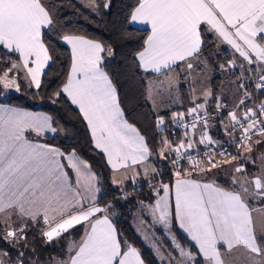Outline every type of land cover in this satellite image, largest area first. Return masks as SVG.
Masks as SVG:
<instances>
[{
    "label": "snow or ice",
    "instance_id": "1",
    "mask_svg": "<svg viewBox=\"0 0 264 264\" xmlns=\"http://www.w3.org/2000/svg\"><path fill=\"white\" fill-rule=\"evenodd\" d=\"M0 264H264V0H0Z\"/></svg>",
    "mask_w": 264,
    "mask_h": 264
},
{
    "label": "trees",
    "instance_id": "2",
    "mask_svg": "<svg viewBox=\"0 0 264 264\" xmlns=\"http://www.w3.org/2000/svg\"><path fill=\"white\" fill-rule=\"evenodd\" d=\"M88 32L89 34H104L103 33V26H99V27H92V26H88ZM224 53L225 54H228V52L224 49ZM216 82L218 83L219 82V79L217 78ZM15 96V94H13ZM19 102H22L24 103L26 106H29L31 107L33 110H44V111H54V109L52 108V106L50 104H47V103H44V104H41V103H38V102H32V101H27V100H24V98H20V101ZM63 113L61 112V115ZM76 128L77 130L79 131V135L76 137L75 140H68V141H65L66 144H75L76 141L78 140L79 141V145L78 146H83V143H84V130L83 128L80 127L79 124H76ZM213 134L216 135V130L214 129L213 130ZM220 139H224L223 135L220 134L219 136ZM83 155L85 157H90L91 154L87 151V149H84L83 150ZM93 163L95 164L96 161L99 159V157H91ZM98 170H102V169H98ZM105 175H107V173H105ZM165 180H167V176H165ZM119 226L124 230V232L126 233V235L128 236L129 239H134L136 240L137 244H139V240L137 237L134 236V233H133V230H132V227L130 226V224L128 222H125L123 219L120 221V224ZM144 253H145V256H149V250L148 249H144ZM45 255H47V253H45Z\"/></svg>",
    "mask_w": 264,
    "mask_h": 264
},
{
    "label": "crops",
    "instance_id": "3",
    "mask_svg": "<svg viewBox=\"0 0 264 264\" xmlns=\"http://www.w3.org/2000/svg\"><path fill=\"white\" fill-rule=\"evenodd\" d=\"M222 47H223V49H225V50L228 52V54L230 55V49L228 48V46H227V45H223Z\"/></svg>",
    "mask_w": 264,
    "mask_h": 264
},
{
    "label": "rangeland",
    "instance_id": "4",
    "mask_svg": "<svg viewBox=\"0 0 264 264\" xmlns=\"http://www.w3.org/2000/svg\"><path fill=\"white\" fill-rule=\"evenodd\" d=\"M145 191H146V189H145Z\"/></svg>",
    "mask_w": 264,
    "mask_h": 264
}]
</instances>
